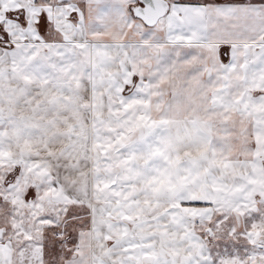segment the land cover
<instances>
[{"label": "snow or ice", "instance_id": "1", "mask_svg": "<svg viewBox=\"0 0 264 264\" xmlns=\"http://www.w3.org/2000/svg\"><path fill=\"white\" fill-rule=\"evenodd\" d=\"M0 264H264V0H0Z\"/></svg>", "mask_w": 264, "mask_h": 264}]
</instances>
